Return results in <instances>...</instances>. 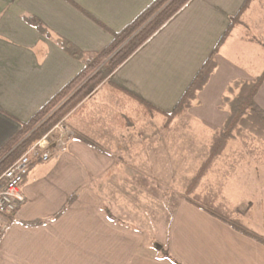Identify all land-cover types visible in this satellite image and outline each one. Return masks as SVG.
<instances>
[{"label":"crops","instance_id":"1","mask_svg":"<svg viewBox=\"0 0 264 264\" xmlns=\"http://www.w3.org/2000/svg\"><path fill=\"white\" fill-rule=\"evenodd\" d=\"M152 1L0 0V146L83 70L84 64L61 47L59 38L86 55L97 54L111 43L112 32L131 23ZM236 16L240 21L215 56L216 67L193 107L171 121L163 115L149 120L165 121L155 132V147L147 150L150 159L142 162L150 163V168H165L166 160L174 159L176 148L165 140L174 122L183 119L188 130L207 138L198 150L189 147L194 154L191 160L202 159L211 170L228 166L236 170L232 176L221 177L220 200L208 199V192L204 199L212 204L219 200V208L250 231L264 235V220L257 222L252 214V201L264 202L260 157L249 155L255 153L253 147L236 146V161L229 163L232 147L227 144L208 162L213 138L229 117L221 109L228 85L264 77V0H191L110 76L109 81L121 91L101 85L77 114L65 118L74 134L91 138L98 148L72 136L67 147L55 150L49 161L30 166L23 183L27 200L0 244V264H174L162 256V248L183 264H264L263 243L221 220L236 219L213 212L190 194L173 208L149 210L167 217L166 224L150 223L143 209L142 223L137 225L130 218L138 216L131 213L138 205L116 192L120 182H132L125 173L117 177L120 170L132 168L131 135L122 130L133 128L122 126L132 114L128 94L172 112ZM27 17L41 20L50 36ZM255 102L264 111V80ZM118 135L122 142L118 143ZM225 173L220 171L221 176ZM237 185L238 196L233 197L231 189ZM78 188V200L59 220L37 227L21 224L52 216ZM145 197L150 196L143 193V201ZM104 205L120 221L109 219Z\"/></svg>","mask_w":264,"mask_h":264},{"label":"trees","instance_id":"2","mask_svg":"<svg viewBox=\"0 0 264 264\" xmlns=\"http://www.w3.org/2000/svg\"><path fill=\"white\" fill-rule=\"evenodd\" d=\"M190 1L153 0L131 23L118 32H112L113 39L111 43L104 50L94 55H86L70 42L59 38L58 42L61 47L72 57L80 60L84 64V68L52 96L27 122H21L20 128L0 146V176L58 122L68 116L77 114L86 104L85 100L98 87L109 84L121 91L120 88L109 81L110 76ZM27 20L39 29L43 35L50 36L49 29L41 20L36 17H27ZM239 21L238 16L233 18L231 26L221 37L211 56L172 112H163L152 104L128 94L133 101L132 114L126 116L122 126L124 128L135 127L140 117L153 120L158 115L166 116L171 121L191 109L198 92L205 87L216 67L215 56L230 35L232 26ZM263 80L264 77L256 81H235L228 85L223 96L221 109L227 110L229 117L221 133L214 137L213 150L208 162L218 156L231 140L244 138L246 134L264 141V111L255 102V96ZM134 113L140 114V117L133 116ZM73 138L98 148L91 138L76 134L73 135ZM204 172L201 171L198 174L197 179L187 191V195L194 190L196 183L203 177ZM79 192L80 188L75 190L63 206L52 216L21 222V224L37 227L59 220L78 200ZM102 210L109 219L120 221L109 206L104 205ZM14 216L9 218L10 225L13 223ZM221 220L228 222L242 234L264 244V235L250 231L239 219L227 221L221 218ZM160 251L164 258L171 260L174 264H183L173 257L169 250L162 248Z\"/></svg>","mask_w":264,"mask_h":264},{"label":"rangeland","instance_id":"3","mask_svg":"<svg viewBox=\"0 0 264 264\" xmlns=\"http://www.w3.org/2000/svg\"><path fill=\"white\" fill-rule=\"evenodd\" d=\"M140 115V114H139ZM137 113H134L133 116L140 117ZM165 120H154L149 122L148 119H144L140 117L137 122V126L133 127L130 130H125L131 135L132 139V158L131 160V169L120 170L118 174V178L125 176H131V184H121V182L116 185V192H122V194H126L131 198L132 203L138 205L134 206L135 211H131V213L136 214L138 216L130 218V223L141 225V219H143V209H147L148 211V220L150 223L163 225L167 223V217H158L159 213L150 212L149 210L153 209V211L159 210L161 208L174 207L178 202L182 201L184 198H187V191H189L191 185L197 179L198 174L201 171H205L203 177L196 183V187L193 191H190V197L196 201L197 203L204 205L208 209L212 210L215 213H218L225 217H233L229 215V212L225 209L219 208V183L221 181V177L225 179L228 175L232 176L236 172L234 168L224 169V170H211L206 168V164L202 159L191 160V157L194 155L190 153V148H198L201 147L207 140L205 135L196 136L194 130H188L186 128V121L183 119H178L174 122V124L170 127L168 131V135L166 137L165 142H170L173 145V150L176 148V152L174 151L173 157L174 159L169 161L168 163H164L165 168H150L148 166L150 163L142 162L145 158L150 159L147 156V150L155 147L157 143V138L155 137V132L162 128ZM196 131V129H195ZM197 132V131H196ZM171 133L175 134L171 136ZM124 134V133H123ZM167 134V133H166ZM177 134V135H176ZM143 136V137H142ZM125 139H129L126 137ZM140 139H143L145 144L140 145ZM118 143L124 140L120 135H118ZM213 140H215L213 138ZM229 146L232 147V151L228 152L229 163L236 161L234 159L236 153L233 150L236 146H248L253 147V151L259 154L250 153L249 155H254L260 157V174L261 177L264 178V141L255 138L252 135L246 134L244 138H238L236 140H231ZM252 151V149H251ZM248 154V153H247ZM120 155V154H119ZM121 155H124L121 153ZM240 155V154H238ZM155 155H153L154 157ZM130 160L128 161V163ZM220 171L226 172L223 176L220 175ZM228 171V172H227ZM125 173V174H124ZM124 174V175H123ZM224 187V186H223ZM264 188V183L261 186ZM197 188V189H196ZM239 185L234 186L231 189V195L238 196L234 191L238 192ZM208 192V199H215V197L219 198V200L214 201L212 204L211 200L204 199L203 194ZM143 193L148 194L150 197H145L146 201H143ZM216 193V194H215ZM228 195V196H231ZM151 196H155L159 199V201L152 200ZM237 202V201H233ZM254 203V208L252 214L254 218H257V222L259 220H264V202L261 201H252ZM157 204V206H156ZM225 204V202H224ZM241 204V201L238 203ZM226 205V204H225ZM227 206V205H226ZM157 208V209H156ZM233 209L234 207H230ZM118 218V217H117Z\"/></svg>","mask_w":264,"mask_h":264},{"label":"built area","instance_id":"4","mask_svg":"<svg viewBox=\"0 0 264 264\" xmlns=\"http://www.w3.org/2000/svg\"><path fill=\"white\" fill-rule=\"evenodd\" d=\"M73 135L65 119L61 120L0 176V244L10 229L9 218L14 216L27 200L23 183L30 166L49 161L55 150L67 147L68 139Z\"/></svg>","mask_w":264,"mask_h":264}]
</instances>
